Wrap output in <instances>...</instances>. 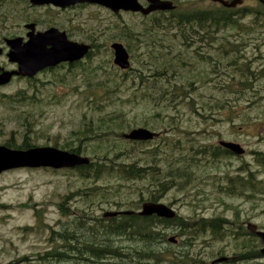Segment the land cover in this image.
Masks as SVG:
<instances>
[{
    "label": "rangeland",
    "instance_id": "1",
    "mask_svg": "<svg viewBox=\"0 0 264 264\" xmlns=\"http://www.w3.org/2000/svg\"><path fill=\"white\" fill-rule=\"evenodd\" d=\"M176 4L185 13L220 10L209 6L207 1L201 4L177 0ZM244 10L241 8L234 15L239 20L236 27L225 26L215 34L196 35L189 43L180 32L159 29L158 34H168V37L165 44L158 46L166 56L168 54L173 65L169 73V94L159 103H153L145 101L148 96L144 89L132 94L131 89L125 88L121 91L124 98L117 100L118 108L124 110L125 123L128 121L131 125L125 127L124 132L143 127L161 133L147 143H134L128 160H155L166 168L171 146H176L175 157L184 155L186 162H191L188 165L191 179L181 189H167L157 202L174 208L185 220L225 219L227 226L217 235L208 232L195 238L184 235L177 238L191 239L193 243L189 248L200 250L204 264L233 254L238 235L229 236V231L246 230L249 222L264 230V17L242 16ZM5 13L10 17L3 19ZM29 17L38 18L41 27L58 17L55 19L58 24L67 23L71 27L73 40L100 43L91 56L69 67L46 70L35 80L16 77L0 88V145H5L9 139L20 145L28 138L35 145L32 147L64 149L61 144L78 143L74 136L82 130L84 114L100 115L89 106L90 94L102 90L96 82L107 75L125 73L127 77L130 74L129 70L114 65L111 44L122 42L126 46L130 40L123 35V26L130 25L141 31L145 29L142 27L150 25L151 18L133 13L117 16L98 6L57 14L52 9L30 8L25 0H0V46L5 38L20 34ZM143 53V49L132 46L131 68L142 67ZM156 53L160 52L156 50ZM0 65L12 67L5 55L0 57ZM153 68L150 66L145 71L152 72ZM191 80L194 87L186 88ZM178 86L180 97H173ZM21 91L25 93V100L12 103ZM117 106L109 107L107 112ZM29 123L32 125L26 127ZM221 140L241 144L246 153L213 157L210 151L219 146ZM198 147L201 152L196 154ZM81 155L93 158L87 151ZM251 171L256 177L255 189L248 187L241 191V185H236L234 180L230 183V178L236 175L247 179ZM116 188L118 193H114ZM155 190L157 187L150 186L147 179L122 181L108 175L102 179H87L73 168L4 171L0 174V264H38V255L58 244L50 240L53 232L63 229L62 225L68 228L79 225L73 213L87 211L92 221L103 217L107 211L119 210L116 205L119 202L129 201L136 206L142 201L141 209L144 202L150 201L147 197L157 193ZM245 230L238 240L251 242L253 239L260 245L253 247L261 249L259 238L244 236ZM177 231L175 226L164 230L167 238L176 237ZM184 247L182 250L186 249ZM24 257L28 260L24 261ZM120 263L108 258L102 264ZM248 264H264V256Z\"/></svg>",
    "mask_w": 264,
    "mask_h": 264
},
{
    "label": "trees",
    "instance_id": "2",
    "mask_svg": "<svg viewBox=\"0 0 264 264\" xmlns=\"http://www.w3.org/2000/svg\"><path fill=\"white\" fill-rule=\"evenodd\" d=\"M5 17L3 19L9 18L10 15H5ZM146 18H151V22L150 25L142 27L145 28L144 30L140 31V28L137 29L130 25L123 26V35L130 40L129 43H126L129 52L132 50V46L144 50L143 54L145 56L142 67L138 69L130 68V74L127 77L125 73L116 76L107 75L104 79L97 81L96 85L102 90L99 92L93 91L90 94L89 100L91 102L89 106L92 112H99L100 115L96 116L94 113L84 114L85 121L82 130L74 136L75 141L78 143L61 144V148L69 149V151L78 154L86 151L92 154L93 158H91L89 165L77 167V171L84 178L102 179L108 175V177L122 181L147 179L149 185L156 186L157 190L155 191L159 193L154 192L151 197H147V200L157 202L159 196L167 189L172 187L181 189V186L191 179V172L188 167L191 162H186L187 157L184 155L175 157L177 155L176 146H171L168 168L159 166L155 160L151 162L128 160L131 158L133 144L137 141L128 140L124 137V134L127 133L124 132L125 127L131 125L128 121L127 124L125 123L124 110L117 106V100L124 98L121 91L128 88V90L131 89L132 94H136L140 89H144L145 95L148 96L145 101L153 103H159L163 96L169 94V73L173 65L167 58L168 54L166 56L158 46L165 44V37H168V34H158L159 29L166 28L168 31L169 28L180 30L189 26L236 27L239 25V20L233 18L230 12L224 9L218 10L217 13L206 11H189L185 13L181 12L178 7L169 13H154ZM180 36L187 38V43L196 37V35L185 34H180ZM158 39H163V41L160 42ZM92 41H94V38H92ZM199 41H202V39L200 38ZM99 44L92 42L90 56L94 53L95 48L100 46ZM156 50L160 53L157 54ZM150 66L154 67L153 71L147 73L145 70H148ZM193 84L192 80L188 81L185 87L193 88ZM133 88H136V90ZM151 89L153 92H150ZM179 89H181L179 86L176 87L173 97H180L177 95ZM25 98V93L21 91L14 96L11 102L23 101ZM34 100L35 97L32 98V102ZM115 105L117 108L107 112L109 107ZM30 125L32 123H29L26 127H30ZM147 142L149 141L141 143ZM5 145L14 149H27L35 146L28 138H24L20 145L9 139ZM90 145L91 147H89ZM200 152L201 148L198 147L195 153L199 154ZM210 153L213 157L228 154L220 146H216ZM233 180L237 183L236 185L242 186L241 191H246L248 187L253 190L256 187V177L252 171L247 179L236 175L234 179H230L231 184ZM230 190H232V187ZM118 192L119 190L116 188L114 193ZM101 194L104 196L103 192ZM141 203L142 201L134 206L129 201H124L116 203V205L119 210L138 211ZM86 214L87 211L73 213L72 215L75 220L79 221V225L74 228L62 225L63 229L53 232V237L50 240L58 244L50 251L39 254L38 264H102L103 260L108 258L117 259L122 262L120 264H204L200 250L194 251L189 248L193 243L191 239H182L178 240V243H172L169 241V237H166L167 233L164 230L175 226L178 229L177 238H182L183 235L195 238L208 232L211 235H217L221 228L225 229L227 226L225 219L222 217H202L189 221L179 216L175 219H166L156 215L142 216L135 212L110 218H104L103 216L89 221L90 217ZM241 231H244V229L229 231V236H238L235 239L234 252L231 256H228V263L240 261L243 264H248L250 261L262 256L260 249L253 247V245L258 244L253 239L251 242H240L238 240ZM187 233L190 235H187ZM250 235L254 239L257 238L254 234L250 233ZM258 246L260 245L258 244ZM182 247L186 249L182 250ZM23 260L27 261L28 257H24Z\"/></svg>",
    "mask_w": 264,
    "mask_h": 264
},
{
    "label": "water",
    "instance_id": "3",
    "mask_svg": "<svg viewBox=\"0 0 264 264\" xmlns=\"http://www.w3.org/2000/svg\"><path fill=\"white\" fill-rule=\"evenodd\" d=\"M32 5L54 4L56 6H69L78 3H89L108 8L118 14L121 11L141 13L148 16L157 11H174L177 5L172 0H146L143 5L140 0H30ZM219 1L225 7H236L243 0H214ZM29 40L23 42L21 37L8 38L6 44L10 50L8 57L11 62L18 64L17 70H5L0 67V87L7 85L14 76L33 77L41 70L56 66L61 62H77L87 56L92 49L90 44L71 41L64 32L56 28H50L43 32H35V24H28ZM114 53L113 63L121 70L131 68L130 53L121 42L111 44ZM3 48L0 47V55ZM159 134L147 128L139 127L124 134V137L132 141L153 140ZM220 145L229 149L235 155L240 156L246 153V149L239 143L221 140ZM91 159L75 152L60 149L53 146H39L28 149H14L6 145H0V174L7 170L19 168H52L66 169L89 165ZM135 211L116 210L104 213L105 218L119 215L133 214ZM142 216L156 215L161 218L175 219L178 215L174 208L162 202L146 201L142 204L141 210L136 212ZM247 228L257 235L261 241V254L264 255V230L249 222ZM169 241L177 243L175 236L169 237ZM227 257L217 259L215 262L227 260Z\"/></svg>",
    "mask_w": 264,
    "mask_h": 264
},
{
    "label": "flooded vegetation",
    "instance_id": "4",
    "mask_svg": "<svg viewBox=\"0 0 264 264\" xmlns=\"http://www.w3.org/2000/svg\"><path fill=\"white\" fill-rule=\"evenodd\" d=\"M25 1H26L27 4H29L30 8H33V9H36V10H38L39 8H41V9H52V10L56 11L57 14H63V13H66V12L69 13L71 11H74V10H76L78 8H82V7H91V6L102 7L100 5H93V4H89V3H78V4L69 5V6H65V7L56 6L54 4L32 5L30 0H25ZM140 1L142 2L143 5H145V6L147 5V2L145 3L142 0H140ZM172 1L175 4L177 3V0H172ZM180 1H187V0H180ZM191 1H198L201 4H203L204 1H207V3H209L208 4L209 6H215L217 9L220 8V9H224V10L230 12V14L232 15L233 18L237 17V16H234V15L238 14L236 12H238V10H240L241 8L245 9L243 12H241L242 16L247 14V15H254V16H256V18L259 17V16L260 17H264V0H243L242 3L237 5L236 7H225L223 4H221V2L214 1V0H191ZM228 1H232V0H228ZM244 5H249V6L243 7ZM177 7H178V5H177ZM102 8H105V7H102ZM105 9L109 10L111 13H113V14H115L117 16H122L124 13L140 14V13L126 12V11H121L120 13L116 14V13H114L113 11H111L108 8H105ZM204 11L209 12V13H217L218 12V10H215V8L214 9H204ZM5 15L8 16L10 14L5 13ZM55 19L58 20V17H55ZM55 19H53L52 22H49L48 24H46L45 27H41L42 23H41V21L38 18L29 17L28 20L25 21V23L23 24V30L20 32L21 35L20 34L19 35H15V36H13L11 38L21 37L23 39V42H27L29 40L28 33L31 31L29 28H27V25L28 24H35V32L36 33L46 31V30H48L50 28H56V29L59 30V32H64L67 35L69 40L75 41V40L72 39V35L70 34V31H69L71 29V27L69 28V25H66L67 23L64 24V25L62 23L58 24L57 21H55ZM68 22H69V20H68ZM220 30H221L220 28L211 29V28H207V27H191V26L185 27V28H181L180 30L172 29V31L180 32V34H185V35H201V34L208 33V32H210V34H215V33H217ZM80 43H85V42H80ZM87 44H90V43H87ZM0 47L3 48V53L0 55V57L5 55L7 57V59H8V61H9V63L12 66L10 68H7L5 66L0 65V67L5 69V70H17L18 69V64L16 62H11L9 57H8V52H9L10 48L6 44V38H5V43L2 46H0ZM86 57H89V54ZM82 60H80V61H82ZM75 63H77V62H66V61H64V62L59 63L56 66L48 67V68H45V69L41 70L40 72H38L33 77L14 76L13 79L16 78V77H21V78H25V79H28V80H35V79L38 78L39 75L42 74V72H44L46 70L60 69V68H63V67H69V66H71L72 64H75ZM157 133L159 135L161 134L160 132H157ZM157 137H155L154 139H156ZM219 146L222 149L226 150V152H228V154L235 155L229 149L222 147L220 145V142H219ZM240 156H242V155H240ZM246 227H247V225H246ZM245 231L246 232L244 233V236H249L250 237L251 236L250 235V231L247 230V229ZM228 261H229V259H227L225 261H222V262H216L214 264H227ZM237 262H240V261H237Z\"/></svg>",
    "mask_w": 264,
    "mask_h": 264
}]
</instances>
